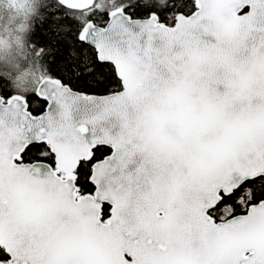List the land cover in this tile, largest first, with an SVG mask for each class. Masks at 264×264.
<instances>
[{"label": "snow or ice", "instance_id": "1", "mask_svg": "<svg viewBox=\"0 0 264 264\" xmlns=\"http://www.w3.org/2000/svg\"><path fill=\"white\" fill-rule=\"evenodd\" d=\"M0 74V264H264V0H51Z\"/></svg>", "mask_w": 264, "mask_h": 264}, {"label": "rangeland", "instance_id": "2", "mask_svg": "<svg viewBox=\"0 0 264 264\" xmlns=\"http://www.w3.org/2000/svg\"><path fill=\"white\" fill-rule=\"evenodd\" d=\"M38 1L0 0V70H24L18 56L24 50L28 25L40 9ZM18 82L23 85L26 81Z\"/></svg>", "mask_w": 264, "mask_h": 264}, {"label": "trees", "instance_id": "3", "mask_svg": "<svg viewBox=\"0 0 264 264\" xmlns=\"http://www.w3.org/2000/svg\"><path fill=\"white\" fill-rule=\"evenodd\" d=\"M39 4V11L36 13L35 18L32 20L31 24L28 25V29L25 34V40L24 42V50L19 54L18 58L20 60V63L23 65L24 70L19 71H13L10 68L6 70H0V74L2 73H10L14 76L16 81L20 79V81L25 82V84H28L32 81L34 76H38L40 72L43 70L41 65L34 64L31 62V57L29 55V49H30V43H31V32L33 30L34 24L38 23V17L40 15H47V6L51 3V0H39L37 2ZM19 83V82H18ZM20 84V83H19ZM23 84V85H25Z\"/></svg>", "mask_w": 264, "mask_h": 264}]
</instances>
